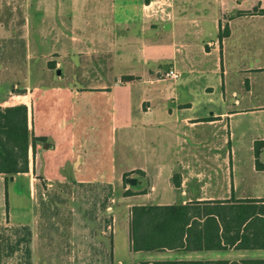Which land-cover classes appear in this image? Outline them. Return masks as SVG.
<instances>
[{
	"label": "crops",
	"instance_id": "crops-1",
	"mask_svg": "<svg viewBox=\"0 0 264 264\" xmlns=\"http://www.w3.org/2000/svg\"><path fill=\"white\" fill-rule=\"evenodd\" d=\"M255 8L264 0H0V106L24 104L41 138L26 170L0 173V264H112V189L200 211L180 249L133 251L130 208L145 204L129 202L137 257L128 264L264 259V170L253 153L264 139V13ZM208 157L221 167L206 168ZM206 174L220 175L214 187ZM242 199L261 211L241 224L216 213Z\"/></svg>",
	"mask_w": 264,
	"mask_h": 264
},
{
	"label": "trees",
	"instance_id": "trees-1",
	"mask_svg": "<svg viewBox=\"0 0 264 264\" xmlns=\"http://www.w3.org/2000/svg\"><path fill=\"white\" fill-rule=\"evenodd\" d=\"M253 11L264 13V8ZM123 78L130 79L131 76ZM27 109L24 104L0 106V173L12 174L27 169L28 146L41 139L34 137L27 128ZM264 148V139L253 143L254 164L258 170H264V160L260 151ZM173 183L178 185V175L173 176ZM130 194L131 191H125ZM233 200V199H232ZM255 199H242L235 204H216V213L238 216L239 224L261 210ZM219 202V201H217ZM198 205H133L130 208V249L150 250L178 248L183 246V235L191 228L187 226L193 215L199 214ZM204 214L212 211L202 210ZM195 222V221H194ZM133 264H264V259H243L239 261H198V260H161L139 261Z\"/></svg>",
	"mask_w": 264,
	"mask_h": 264
},
{
	"label": "rangeland",
	"instance_id": "rangeland-1",
	"mask_svg": "<svg viewBox=\"0 0 264 264\" xmlns=\"http://www.w3.org/2000/svg\"><path fill=\"white\" fill-rule=\"evenodd\" d=\"M199 160L208 162L209 166L206 168H211V167H216V166L221 167V165H218V162L222 161L223 159H220L219 157L217 158L208 157L206 159H199ZM219 176L220 175L214 176V174L203 175L202 178L204 180L202 182H205L210 187H214L215 182H217L215 178ZM226 176L229 177L230 175H226ZM178 179H179V176H178ZM190 184L191 183H189L188 185ZM154 193H152L151 195L139 194L134 197L125 198L124 196H121V194H119L117 189L111 190L110 198L112 199V202L114 203L115 215L117 216L116 222L113 223V227L115 228L116 231L114 234V250H113V255H112L113 256L112 264H128L130 261L134 260L137 257V254L134 252H130L129 247H128V236H127V233L125 232V221L127 219V212H126L127 207L126 206L127 204H129V202H134L135 204L136 203L145 204L147 202H156ZM101 256L106 257L105 254L103 255L100 253L99 257Z\"/></svg>",
	"mask_w": 264,
	"mask_h": 264
},
{
	"label": "built area",
	"instance_id": "built-area-1",
	"mask_svg": "<svg viewBox=\"0 0 264 264\" xmlns=\"http://www.w3.org/2000/svg\"><path fill=\"white\" fill-rule=\"evenodd\" d=\"M166 76H169V77H173L175 76V70L174 69H169L168 71H166L165 73Z\"/></svg>",
	"mask_w": 264,
	"mask_h": 264
},
{
	"label": "water",
	"instance_id": "water-1",
	"mask_svg": "<svg viewBox=\"0 0 264 264\" xmlns=\"http://www.w3.org/2000/svg\"><path fill=\"white\" fill-rule=\"evenodd\" d=\"M125 180L131 184L135 183V179L133 177H126Z\"/></svg>",
	"mask_w": 264,
	"mask_h": 264
}]
</instances>
